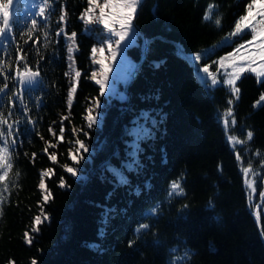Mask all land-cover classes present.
<instances>
[{"label":"trees","instance_id":"1","mask_svg":"<svg viewBox=\"0 0 264 264\" xmlns=\"http://www.w3.org/2000/svg\"><path fill=\"white\" fill-rule=\"evenodd\" d=\"M250 2L143 0L133 21L135 34L122 42L128 44L125 53L111 61L108 85L101 96L99 85L90 77L99 69L92 63L91 48L100 47L102 25L86 26L79 18L88 0H56L51 15L36 17L39 27L31 39L24 25L30 27L28 10L33 2L18 0L22 17L18 28L23 35L16 31L9 42H0V60L5 62L0 87L4 76L10 77L7 94H0V112L7 117L12 107L8 104L14 84L11 77L17 67H23L24 62L16 60L17 47L32 70H39L43 83L24 93L34 124L25 122L22 108L14 101L11 120L19 119V131H28L19 138L6 181L0 182V195L5 197L0 203V264H30L33 258L38 264H174L176 257H184L179 264H264V197L260 195L264 192V102L253 107L264 85L255 74H242L237 81L240 98H233L231 106L236 119L233 126L232 117H224L232 98L229 88L222 84L205 88L196 75V69L205 65L216 73L218 65L213 61L251 39L250 31L243 40L233 38L235 43L217 48L199 62L189 60L230 33ZM210 4L215 7L212 19L206 21L203 16ZM62 6L67 13L64 22L59 21ZM94 14L99 15V8ZM217 16L220 27L214 24ZM61 26L69 36L77 33L73 57L81 77L71 108L67 93L75 73L69 68L66 35H56ZM86 27L93 31H85ZM108 56L106 45L103 53L96 54L97 58ZM224 71L230 69L217 73L218 79ZM97 100L101 107L93 115L98 124L88 129L85 109ZM142 117L156 124L151 137L139 141L141 167L130 171L135 130L144 124L151 127L150 120ZM73 129H83L88 136L83 131L73 135ZM248 131L253 132L251 140H247ZM229 135L244 143H230ZM77 138L89 151H81L83 159L74 164L69 148L75 153ZM52 153L54 160L49 159ZM249 161L257 173L247 177L254 182L252 188L241 171ZM65 164L77 168V176L65 172ZM48 169L52 172L42 177ZM117 172L128 177L127 185L116 184ZM181 174L186 198L169 200V182ZM61 177L68 187H59ZM42 178L51 194L46 203L44 190L38 187ZM157 203L160 212L145 217ZM41 210L48 219L34 233L33 218ZM140 222L152 227L137 236L134 229ZM129 241H134L132 246Z\"/></svg>","mask_w":264,"mask_h":264},{"label":"snow or ice","instance_id":"2","mask_svg":"<svg viewBox=\"0 0 264 264\" xmlns=\"http://www.w3.org/2000/svg\"><path fill=\"white\" fill-rule=\"evenodd\" d=\"M32 2L33 7L28 10L31 13L30 27L27 24L24 25V27L28 29V35L30 39L32 33L35 32L39 27V21L36 19V17L39 16L42 19H46L48 15H51L54 11L53 5L55 4L56 0H32ZM142 3L143 0H103V3L100 4L98 3V0H88V7L81 13L79 17L86 26L91 24L102 25L101 35L103 38L98 41L100 47H96L94 45L91 48L92 63L99 65V69L93 70L90 77L97 85H99L101 96L105 95V89L108 85V73L111 71V61L116 60L118 53L122 55L125 53L128 44L122 42H124L125 38L129 37L130 34H135L133 21L137 17L138 9ZM17 5L18 0H0V42H9L10 39L13 38V34L16 31H20V34L23 35V31L18 28L22 17L19 15V9ZM37 7L39 10L35 11V8ZM214 7L215 6L212 4L208 5L205 15L203 16L204 20L207 21L212 19ZM96 8H99V15L94 14V10ZM60 11L61 15L59 17V21L64 22L66 20L67 13L64 11L63 6L61 7ZM214 24L217 27L221 26V19L218 16L214 20ZM85 31L92 32L93 29L86 27ZM248 31H250L251 39L245 40L244 43L237 44L236 48H234L232 52L227 53L225 56L219 57L218 61H213V64L218 65L216 73L210 71L208 65L196 69V75L203 87L211 89L222 84L229 88L232 98L228 99L227 101L229 107L225 111L224 117H232L231 124L233 126L236 124V119L233 115V108L231 106L234 103V99L238 100L240 98V89L237 87V81L242 78V74L253 73L257 78V82L264 85V0H251V2L246 5V14L239 16V18L234 23L233 30L230 33H228L224 38H222L221 41H219L216 45H213L211 48L194 54V57H189V60L199 62L213 54L217 48L235 43L236 41L233 38H239L243 40L244 36L248 35ZM62 33H64L63 26L59 27L56 35L60 36ZM64 34L66 35L67 39V59L70 62L69 68L75 73L70 82L67 93V104L68 107L71 108L74 94L77 92L78 80L81 77V72L76 70L75 59L73 57V53L77 50V33L72 32L70 36L66 33ZM43 35L47 38L48 32L44 31ZM25 43H27V40ZM105 45L107 46L109 56L97 58V52L103 53L105 51ZM21 51L22 49L17 47L16 60L18 64L23 61V67L22 69L17 67L15 76L11 77V79L14 81V84L13 88L11 89V96H9L8 104L12 105V107L9 108L7 117L2 112H0V182L6 181L9 171L13 168V154L16 151L19 138L28 131L27 129H25L24 133L19 131V125L21 122L19 119L11 120L16 111V104L14 101H18L19 106L22 108L23 116L26 117L25 122L27 124H34L35 121L29 116V109L25 103L24 93L25 91H31L36 86L43 83V81L40 79L39 70H32V68L26 62V56L20 55ZM241 52H243V55H241ZM43 58V56L40 57V59ZM105 59L109 60L108 64L104 63ZM4 64L5 62L0 60V75L3 74ZM222 69H230V71H224L222 78L218 79L217 73L221 72ZM201 73L206 75H201ZM68 75L69 73L65 72V76ZM9 78L10 77L7 75L4 76V83L3 86L0 87V94H7V81ZM17 82L19 87H17ZM112 94L115 95L114 85ZM3 95H0V99L3 98ZM39 99L40 98L37 97V100ZM121 99H123V97H121ZM261 102H264V93H262L259 99L255 101L253 107L255 108L260 106ZM100 107L101 104L99 100H97L95 105L85 109L87 115L84 116V120L88 129H91L94 125L98 124V117L93 115V112ZM62 119H67V117H63ZM142 119L150 120V117H142ZM10 120L11 122H9ZM150 122L151 127H149L148 124H144L140 125L139 128L135 130L136 140L131 146L133 149L131 152L132 163L128 166L130 171L137 170L139 167H141L140 161L138 159V153L140 152L139 141L151 137L152 128L155 127L156 121L150 120ZM224 123L227 129L229 123L228 120L225 119ZM4 126H6V131ZM49 131L52 132L51 127L49 128ZM77 131H83V135L85 137L88 136V132L84 131L83 129H73V135H75ZM60 133L62 139L64 133L63 125H61ZM37 135H39L38 132ZM252 138L253 132L248 131L247 140H251ZM41 139H43V137H41ZM228 140L230 143L234 144L244 143V141L238 140L236 135H229ZM53 147L55 146L53 145ZM73 147L75 148V153H73L72 147H70L69 158L74 164H78L79 161L83 159V156L80 155L81 151L88 152L89 147L79 138L74 140ZM259 154V152L256 153V155ZM33 156L35 157V153H33ZM236 158L238 161L241 159L239 154H237ZM49 159L54 160L55 153H52L49 156ZM261 164H264V160L261 161ZM62 167L64 171L69 173L71 176H77V168L67 164L62 165ZM241 171L246 177L245 183L249 188H252L254 182L249 181L247 177L249 173L252 175H257V173H255L253 170L251 161L248 162V167H242ZM49 172H52V170L48 169L42 172L41 176H46ZM114 179L117 185H127L129 183L128 177L123 172H117L114 175ZM183 181L184 177L183 174H181L179 177L169 182V189L167 191V198L169 200H171L173 197L186 198ZM38 187L44 190L42 199L46 203L51 194L48 192L43 178L40 180ZM59 187H68L63 177L60 178ZM3 191H8L7 183H4ZM260 195L261 197H264V192H261ZM4 201L5 197L0 195V203ZM211 205L212 201L209 200V206ZM262 207H264V205H262ZM183 208L187 209L188 205H183ZM160 210L161 205L160 203H157L147 212H145L144 216L154 217L160 212ZM0 215H2V209H0ZM47 219V214L41 210V213L33 218L31 231L34 233L38 232V225ZM151 227L152 225L149 223L140 222L134 229V233L139 236L140 234L144 233L145 230H149ZM262 235H264V231H262ZM25 237L26 242L31 244L32 239L28 233H25ZM133 243L134 241H129V246H132ZM173 251H175V249ZM186 255H190V252L186 253ZM182 259H184V257L174 258V264H179L180 260ZM30 264H38V262L35 258H33L31 259Z\"/></svg>","mask_w":264,"mask_h":264}]
</instances>
